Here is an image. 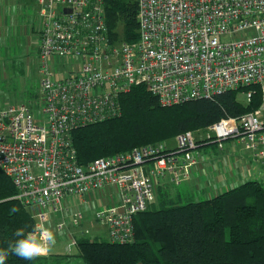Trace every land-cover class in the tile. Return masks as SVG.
<instances>
[{"label":"built area","instance_id":"built-area-1","mask_svg":"<svg viewBox=\"0 0 264 264\" xmlns=\"http://www.w3.org/2000/svg\"><path fill=\"white\" fill-rule=\"evenodd\" d=\"M37 2L38 97L0 107V171L35 225L50 227L56 242L62 238L65 254L90 235L83 226L89 219L110 243H131L134 217L155 202L162 181L179 186L190 179L199 142L222 151L233 140L256 160L264 157V0H137L135 42L111 40L103 0ZM64 63L78 68L63 74ZM135 86L162 107L258 86L261 105L220 119L205 137L178 134L173 148L141 145L78 164L72 132L120 116L121 96ZM251 95L245 93L247 102ZM96 197L102 209L90 216L76 209L96 207Z\"/></svg>","mask_w":264,"mask_h":264},{"label":"trees","instance_id":"trees-1","mask_svg":"<svg viewBox=\"0 0 264 264\" xmlns=\"http://www.w3.org/2000/svg\"><path fill=\"white\" fill-rule=\"evenodd\" d=\"M103 9L112 41L138 39L137 0H103ZM249 91L251 98L242 105L240 97L246 98ZM121 105L120 116L72 132L78 164L141 145L165 144L188 131L202 133L220 119L240 117L259 108L261 92L258 86L243 87L162 107L145 87L135 86L121 96ZM199 143L201 147L211 146ZM169 191L160 187L156 202L134 217L131 243L81 237L73 258L82 264H264V186L260 181L249 180L185 204L177 202ZM14 195L10 179L0 171V250L8 252L5 264L74 262L53 252L34 260L11 252L9 244L16 240L15 229L23 227L27 232L35 225ZM13 206L19 211L11 212Z\"/></svg>","mask_w":264,"mask_h":264},{"label":"rangeland","instance_id":"rangeland-1","mask_svg":"<svg viewBox=\"0 0 264 264\" xmlns=\"http://www.w3.org/2000/svg\"><path fill=\"white\" fill-rule=\"evenodd\" d=\"M40 9H41V5H39L37 0H0V16L8 17V25H10L9 28H11L12 30L17 29V31L20 33V37L22 38L24 44L26 45V47L23 49L26 55L30 52V50L36 48V42L33 43L34 39H32V42L28 44L29 39L27 38L26 35L24 36L22 33H24V31L30 32L32 29V26L34 28H36L37 26H38V29L40 28L41 18L38 15ZM221 39L224 41L229 40L228 37H224ZM20 60L21 61L15 62L16 63L15 68L10 69L8 71L6 70V72L4 73L2 72V76H0V97L3 96L5 101H8L7 103H10V104H17V103L25 102L26 94H28V98L30 97L29 99H32V100H35L38 97L40 78L38 76L36 66L34 65L31 67L30 65L25 64V60H23L22 57H20ZM28 60L30 61V59ZM60 67H61L60 72H62L63 74H66L69 70H75L78 68V66H75V65L68 66L65 63L63 66H60ZM240 101L242 105L247 104V101L244 96L240 97ZM2 103L5 104L4 101H2ZM254 111H259V108L252 110V112ZM260 113H261V117L264 119V109L261 110ZM262 123L264 126L263 121ZM206 133L207 132H202L201 136L205 137ZM262 133L264 135V128H263ZM165 145L169 148H173L175 147V140L171 139L168 142H166ZM211 157L213 156L211 155ZM199 161H200V165L197 167V169L193 171L190 182L181 184L179 186L172 185L171 187L172 190L169 191L170 195L173 198H175L177 202L181 204H185L189 201L198 202L206 198L215 196L218 193L213 188L212 175H210V171H209L210 170V152H208L206 156H203V158L199 159ZM164 182H165V185L168 184L169 183L168 178H165V180L162 181V183ZM208 182H210V185L208 184ZM262 185L264 186L263 182H262ZM226 189L228 190V188L226 187L223 188L221 192L225 191ZM156 197H157V191H156ZM95 199L97 203L96 207L89 205V207L85 208L81 205H78L76 206V209L84 211L85 215H89V213L93 212L94 210L102 209L104 206L101 203V199L98 197H96ZM83 226L84 228L90 231V235L86 236L90 240L107 241V238L104 236L105 229L103 228L102 225H99L95 223L94 221H92L91 219H89L83 224ZM81 237L82 236H79V238ZM61 239L60 238L58 239L60 243L62 242ZM59 242H56L54 247L59 245L60 244ZM62 249L63 248L59 250L60 253H62ZM50 252L57 253L58 249L55 248L51 250ZM71 258L72 257H68V259H71ZM76 260L79 261V259H76ZM69 261L70 260L68 261L66 260L65 261L66 264H70ZM72 264H75V263H72Z\"/></svg>","mask_w":264,"mask_h":264},{"label":"crops","instance_id":"crops-1","mask_svg":"<svg viewBox=\"0 0 264 264\" xmlns=\"http://www.w3.org/2000/svg\"><path fill=\"white\" fill-rule=\"evenodd\" d=\"M9 26L10 25H8V17L0 16V76H2V72L4 73L6 72V70L8 71L15 68V62L21 61L20 57L25 60V64H28L31 67L35 65L36 69L38 70L37 46L38 33L40 28L38 29V26L36 28L32 26L30 32L24 31V33H22L29 39L28 44L32 42V39H34L33 43L36 42V48L30 50V52L26 55L25 51L23 50L26 45L20 37V33L17 31V29L12 30L11 28H9ZM28 59H30V61ZM31 59L33 60V62ZM27 98L28 94H26L25 102L34 101L32 99H29L30 97L28 99ZM2 101H4L5 104H3ZM7 102L8 101H5L3 96L0 97V107L10 104ZM261 120L264 122V119L262 117ZM263 146L261 147L262 150L264 149ZM208 152H210L209 171L210 175H212V184L215 191L220 192L225 187H236L237 185L243 184L244 182L249 180H256L260 182L262 181L264 183V157L256 160V158L253 157L252 152L245 149L244 146L239 142L233 140L226 141L224 143V148L222 151H219L214 144H211L210 147L199 148V156L201 155V158H203V156H206ZM211 155L213 157H211ZM199 165L200 163L198 161L194 168L197 169ZM191 178L192 176L188 181H185L182 184L189 183ZM208 184L210 185V182H208ZM162 185L157 188V197L160 187L167 189L170 188V191L172 190L171 184L168 183L165 185L164 182V186ZM59 245L62 246L63 244L60 243ZM59 245L55 246V248L58 249V252L55 254H60L63 255V257L67 258L72 256L71 260L74 259V262L70 261L71 263L82 264L80 261L76 260V257L73 258L78 253L77 249H73L71 254H65L64 249H62V253H60L59 250L63 247L59 248Z\"/></svg>","mask_w":264,"mask_h":264},{"label":"clouds","instance_id":"clouds-1","mask_svg":"<svg viewBox=\"0 0 264 264\" xmlns=\"http://www.w3.org/2000/svg\"><path fill=\"white\" fill-rule=\"evenodd\" d=\"M10 211L16 213L19 208L13 206ZM13 235L16 240L9 244V248L14 255L24 260H34L46 255L56 243V234L43 223L34 225L32 230L27 232L23 227L17 228ZM7 258L8 252L0 250V264H5Z\"/></svg>","mask_w":264,"mask_h":264}]
</instances>
